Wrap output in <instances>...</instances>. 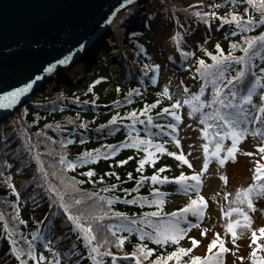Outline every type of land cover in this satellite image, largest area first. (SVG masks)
I'll return each instance as SVG.
<instances>
[{"label": "trees", "instance_id": "1", "mask_svg": "<svg viewBox=\"0 0 264 264\" xmlns=\"http://www.w3.org/2000/svg\"><path fill=\"white\" fill-rule=\"evenodd\" d=\"M174 1H147L142 28L130 31L126 39L129 63L122 60L116 65L100 51L90 64V76L79 85L62 84L57 90L37 94L11 116L0 120V264H19V259H24L26 264H95L88 255L89 247L83 235L67 219L52 187L63 192L65 202L81 200V204H73L71 211H83L89 216L88 221L81 219V223H91L94 235H100L96 231L97 225L103 227L104 235L111 241L100 245L102 255H97V259L103 264H136V257L126 254L138 251L136 246L140 244L154 250L141 258V264L165 257L178 247L191 251L181 254L179 261L174 257L168 259L167 264H184L194 255L216 259L221 240L218 239L217 245L207 252L197 250V245L186 244V235L194 229L189 225L193 217L191 211L181 219L184 233L176 241L157 244L150 238L154 226L169 219L168 213L182 208L190 198H196L193 189H182V183L172 179L185 172L184 163L178 159L180 152L173 140L172 129L167 127L169 123L175 125L176 119L167 112L173 111L170 105L179 100L176 113L180 117L182 114L189 116V106L183 100L193 93H202L200 100L211 99L212 77L205 79L197 71L199 61L213 64V56L231 53L233 57L245 56L246 62L241 64L235 59L226 62L218 83L221 86L227 84L228 79L243 67L244 80L233 81L242 96L255 79L252 73L260 75L252 100L240 105L244 113L254 116L259 103H264L259 99L264 91V74L259 71L264 68V48L256 41L248 52H244V38L264 32V20L260 19L261 10L248 0ZM233 14L238 20H232ZM249 16L255 23L248 20ZM159 31H164V37L174 43L177 62L175 57H165L159 50V38L156 37ZM114 66L120 68L117 77L112 69ZM202 84L205 87L201 88ZM234 103L239 104V99ZM161 109H167V112ZM209 111L205 106L195 114ZM145 112L152 116L150 124ZM128 113L134 114L135 123ZM258 123L264 133V123L260 119ZM157 124L161 126L159 129ZM241 126L248 129L239 140L244 141L248 134H253L255 127L245 121ZM136 136H147L154 143L158 141L165 151L150 149L153 158L140 165L139 161L146 155L143 146H121ZM258 150L255 156L260 158L264 153L260 146ZM170 152L177 156L169 155ZM228 159L233 160L231 156ZM120 160L125 163H119ZM67 162L74 166L68 168ZM153 174L168 179L154 181L151 179ZM62 179L68 184L62 183ZM108 200H111L110 204ZM130 200L134 202L129 203ZM155 200L163 203L157 205ZM172 203L175 205L171 206ZM157 210L162 215L152 216L151 213ZM95 216H101V219L97 220ZM56 221L61 225L60 234L54 232ZM108 225L114 227L109 230ZM140 233L147 234L142 237ZM119 236L124 240L118 246L115 238ZM205 236L201 237V242L209 241ZM13 240L24 250L19 258L13 252ZM29 242L34 256L42 254L45 261L38 262L26 255ZM45 244L49 247H44ZM105 247L107 253L115 255V261L105 253ZM261 252L264 256V247Z\"/></svg>", "mask_w": 264, "mask_h": 264}, {"label": "snow or ice", "instance_id": "2", "mask_svg": "<svg viewBox=\"0 0 264 264\" xmlns=\"http://www.w3.org/2000/svg\"><path fill=\"white\" fill-rule=\"evenodd\" d=\"M127 2V0H126ZM249 4H252L257 9L261 10V20H264V0H261V3L257 4L256 0H248ZM197 15H203L200 13H197ZM232 20L236 21L238 20V16L236 14L232 15ZM248 20L252 23H255V21H252V17L249 16ZM245 46L243 48L244 52H248L249 48H251L256 41H260V47L264 48V32L260 33L259 36H252V37H245ZM216 47H219V45H216ZM235 47V46H234ZM213 64H206L204 60L199 61V67L197 68V71L201 72L205 79L208 77H212V90L213 95L211 99L208 100H200L199 97L202 93H193L190 98L184 99L183 103L189 106L188 115L193 116L199 109H203L205 106H207L210 111L209 112H201L200 113V120L203 122L204 127L201 129V132L203 133L206 140H211L212 137H216V141L214 144V148L209 151V144L205 143L203 145L204 148V161H203V167L200 169L201 172H203L207 166H208V158L209 156H215L221 164L224 163L226 159H228L229 156H231L233 159H235L233 153L237 149V143L239 140L244 138V134L248 131L247 127H242L241 122L245 121V117L249 115L248 113H244V110L240 107V105L244 104L245 101H251L252 100V92L256 88V86L259 84L261 80L260 75H256L255 73H252V75L255 77L254 80L251 81V85L247 88V92L243 94L242 96L237 92L236 85L233 83V81L236 82H242L245 77V69L242 67L239 71L236 72L234 76H231L228 79V83L221 86L218 83L219 77L223 76V66L226 62L231 61L235 59L236 61L240 62L241 64H244L246 62L245 56H235L233 57L231 53H228L227 56H213ZM58 63H65V60H60ZM53 65H48L47 68H45V71H51ZM255 67V66H253ZM260 73L264 74V68H260ZM216 73H219V76L216 75ZM30 83L24 84L22 87L14 88L10 92H5L2 95H0V107H7L8 104H5L4 101L8 100L9 103L15 102L17 97L23 93L28 91V88L30 87ZM205 87V85H201V88ZM225 89H230V91L225 92ZM185 93H187V89H185ZM164 94L167 95V89H165ZM239 99V104L234 103V100ZM260 101H264V91L260 93L259 96ZM193 101L196 103L194 104ZM180 106L179 100H177L175 103L171 104L170 107L173 109L171 112H167V109H161L162 112H167L168 115L174 116L176 120L181 119V117L176 113L175 109ZM150 107V106H147ZM256 107L255 105L253 106ZM231 109V111L229 110ZM141 111H144L143 109ZM241 113H244L242 115ZM261 113H264V103H259L258 110L255 112L256 119H260L262 123H264V117L261 116ZM129 116L133 117V123H135V116L133 113H128ZM145 115L147 117V120L149 124L152 122V116H147V113L145 112ZM113 119H117V117H113ZM209 120H212L213 123H208ZM219 121L220 123L217 124L216 122ZM254 122V121H253ZM143 123V121H141ZM161 126L159 124L156 125V128H160ZM169 129L175 128V125L172 123H169L167 125ZM209 129H213L212 135H209ZM162 130V129H161ZM261 132V129H253V135H256V133ZM151 135V133H149ZM264 135V133H262ZM225 137L231 138V146L227 147V153L228 156H225L221 158L220 151L222 148L223 140ZM177 144H179V141H176ZM122 147H135V148H141L143 146V151L146 153V155L139 161L140 165H143L146 160H150L153 158V152L150 151V149H155L159 152H164L165 148L157 141L153 142L152 139L141 136H136L131 139V142L126 145H121ZM108 148H112L111 145H108ZM261 152L264 153V145H260ZM171 156H177V153L170 152L168 153ZM251 155V153H248ZM178 159L182 161L184 164L191 167V164L185 157L181 154L178 156ZM264 159V157H262ZM119 163L123 164L125 163L124 160H120ZM74 165L72 162H67V167L72 168ZM255 171L252 175L253 181H261V178L264 177V162H261V160H257L255 162ZM91 175V171L88 173ZM47 175V173H45ZM55 175V173H53ZM222 179H226L225 177H221ZM141 179H144L141 177ZM152 180H167L168 177H158L157 175L153 174L151 177ZM172 179L182 182V189H195L196 190V198L192 199L190 198L189 203L185 204L182 208H179L175 210L174 212L168 213L169 219L162 224L155 225V231L154 234L150 236V238L155 239L157 244H164L169 241H176L183 233L184 229L180 226L181 219L184 218V214L186 212L191 211L196 216L202 215V206L206 205V201L202 195L199 194V183L201 180V177L198 173L193 172L191 173L190 179L192 181H195L196 183L193 185H189L187 183L189 177L186 176L184 173H180L178 176L173 177ZM62 183H65L66 185L68 182L64 181L62 179ZM112 187H115L112 185ZM15 190V189H13ZM52 191L56 192V196L59 200L60 207L63 209L64 213L66 214V217L69 221L72 222V224L79 229L81 234L84 237V241L86 244H88L89 251L88 255L90 259H92L95 264H103L102 260L97 259V255H102L100 253V245L104 244L107 245L108 243H111L110 240H108L107 236L103 233V227L101 225H97L96 231L100 233V235H94V229L91 223H81V219L88 221L89 216H87L83 211H79L78 213H73L71 211V208L73 204L79 205L81 204L80 199H75L71 203L65 202V198L63 195V192L61 190L56 189L55 187L51 188ZM156 189H153V192H155ZM255 193L258 196H264V182L260 183H250L247 185V187L237 189L235 194V200L233 203H239L244 204L247 203L248 207H253L251 195ZM227 195V194H225ZM103 200L104 198L101 197ZM134 201L130 200L129 203H133ZM108 203H111V200H108ZM154 203L157 205L162 204L163 201L161 200H155ZM237 213L240 216L243 217V221L245 225L250 224V218L248 217L247 213H245L244 209L241 207H229L227 212H224L223 215L230 216L232 213ZM103 215H107V213H103ZM152 216L162 215V213L159 212V210L152 212ZM95 219L99 220L101 219V216H95ZM135 223V221H133ZM148 223H152L151 221H148ZM7 227V225H5ZM238 226V221L229 220L226 224V229L235 237V227ZM109 230H111L114 226L108 225L107 226ZM259 233L261 236H264V226L260 227ZM147 233H140V235L143 237ZM202 235L204 233H201ZM35 235V233H33ZM189 239L192 242V245L195 246L199 243L198 240H196L193 237H189ZM251 239L253 241L257 240V234L255 231L252 232ZM124 240L123 236H119L115 238L116 244L119 246L121 242ZM93 241H96V243H93ZM14 245L13 252L17 255L19 258L21 253L24 251L23 249H20L16 246V241H11ZM218 243V234L217 238H214L211 240V242L207 245V250L211 251L213 249L214 245H217ZM44 247H49L48 244H45ZM138 251H134L131 253H127L126 255H131L136 257V264H141V258L147 255H150L154 250L152 248H146L143 244L136 246ZM264 247V245L256 244L255 247L252 249V259L253 264H264V257H258L256 255L257 248ZM223 241H219V248L217 249V253L225 251ZM51 251L55 252L54 249H51ZM190 248H183L178 247L174 251L168 253L165 257H157L155 260L150 261L149 264H167V260L170 258H175L177 261L180 259V255L185 252H190ZM105 253H107V248L105 247ZM95 254V255H94ZM108 255L112 256L113 261H115V255L113 253H107ZM26 255L28 257H33L38 262L39 261H45L46 257L44 255L34 256V253L32 251V243L29 242L27 245V251ZM19 264H26V261L24 259H19ZM184 264H219L218 259H214L213 256H206V257H200V256H192L189 261L184 262Z\"/></svg>", "mask_w": 264, "mask_h": 264}, {"label": "rangeland", "instance_id": "3", "mask_svg": "<svg viewBox=\"0 0 264 264\" xmlns=\"http://www.w3.org/2000/svg\"><path fill=\"white\" fill-rule=\"evenodd\" d=\"M176 2V0L174 1ZM134 3H131L130 8L132 9ZM142 5V4H141ZM124 8L121 12L117 13V17L111 20L110 34L104 36L102 44L107 47H101L102 51L107 54V43L105 39L109 36L114 37V40H120L121 51H118V58L113 61L119 64L121 60H126L129 63V53H127V47L124 42V36L127 32L128 18L131 16L127 12V8ZM115 22L121 24L116 29ZM123 24V25H122ZM114 35V36H113ZM156 37L159 38V50L162 51L165 57H174V43H171L168 37H164V31H159L156 33ZM158 53V51L156 50ZM98 53V52H97ZM108 55V54H107ZM159 55V54H158ZM97 56V55H96ZM110 58V57H108ZM66 71L64 72L63 78L68 79L71 83H76L79 85L82 82L83 74V64L81 61H76L75 64L64 66ZM114 75L117 77L120 68L114 66ZM63 74V73H62ZM55 82L53 83L54 86ZM76 85L74 87H76ZM42 93V92H40ZM182 118L175 122V128L172 129V134L174 139L179 141L176 143L177 150L189 161L191 167L184 164L185 175L189 177L187 183L191 186L195 184V181L190 179L191 173L196 172L200 175L201 180L199 183V194L202 195L206 201V205L202 206V215L196 216L192 215V224L194 230L190 232L186 237V244L191 245L192 242L189 237H193L201 242V237L205 234L206 239L213 240L214 238L223 241L225 251L217 253L216 259H218L219 264H253L252 259V249L256 244L264 245V236L259 233L260 227L264 226V196H258L255 193L251 195V200L253 207L249 208L247 203L239 204L233 203L235 200V194L237 189L247 187L250 183H260L264 182V178L261 181H253L252 175L255 171V162L257 160L264 161L263 156L258 158L255 156L259 153V146L264 141V136H262V131L256 133V135L248 134L244 141H238L237 148L238 151L234 152V157L232 161L226 159L223 164L215 156H209L207 168L201 172L200 169L203 167L204 161V148L205 143L209 144V151L214 148L216 137H212L211 140H206L201 129L204 124L200 120L199 114H194L193 116H185L182 114ZM248 121H251L252 127L255 129L259 128L258 119L256 116L248 117ZM254 121V122H253ZM214 130L209 129V135H212ZM232 141L230 138L226 137L224 139L222 148L220 151L221 158L227 155V147L231 146ZM248 153H251L249 155ZM257 157V159L255 158ZM225 177L226 179H222ZM182 183V182H181ZM194 194L196 190L193 189ZM227 194V195H225ZM172 203L171 206H174ZM229 207H241L244 209L250 218V224L245 225L243 217L237 213H232L230 216L223 215L227 212ZM229 220L238 221V226L235 227L236 235H233L226 229V224ZM255 231L257 234V240L253 241L251 239L252 232ZM201 233H204L203 235ZM209 241L199 242L196 249L202 252H207V245ZM219 248V246H218ZM262 248V247H261ZM261 248H257L256 255L258 257H264L261 252Z\"/></svg>", "mask_w": 264, "mask_h": 264}, {"label": "water", "instance_id": "4", "mask_svg": "<svg viewBox=\"0 0 264 264\" xmlns=\"http://www.w3.org/2000/svg\"><path fill=\"white\" fill-rule=\"evenodd\" d=\"M132 1L0 0V95L31 82L15 102L4 101L9 106L0 107V120L43 92L54 69L102 50L107 19ZM56 78V86L65 80Z\"/></svg>", "mask_w": 264, "mask_h": 264}, {"label": "bare ground", "instance_id": "5", "mask_svg": "<svg viewBox=\"0 0 264 264\" xmlns=\"http://www.w3.org/2000/svg\"><path fill=\"white\" fill-rule=\"evenodd\" d=\"M132 2L135 3V0H133ZM141 4L142 3L135 4V5L132 6V14L128 18V22L126 24H128L129 22H135L136 23V21L139 19V17L144 15V13L146 11H145V9H143V5H141ZM117 13H119V12H117ZM116 17H117V14L114 15L113 17H110V19L109 18L107 19V25H108V29H109L107 34H110V30L111 29H110L109 24L111 23V20H113ZM115 23L116 24H114V25H115L116 29L119 28L118 26H120L121 24H117V22H115ZM125 26H127V25H125ZM105 36H107V35H105ZM119 39L115 41L114 37L110 38L109 36L105 39V43H107L108 46H110L109 47V53L111 54V58L112 59L113 58L116 59L119 56L118 51H121V43H120ZM81 53L83 54V52H81ZM81 59H83V57ZM64 66H66V64H64ZM64 66H60L59 69H54L53 72H51L49 74L51 76V82H48V84H46L47 86H51V84L54 81V78H56L58 76L61 77V78L63 77L64 72L66 71ZM86 67L87 66H84V68H86ZM38 92H36V93H38Z\"/></svg>", "mask_w": 264, "mask_h": 264}]
</instances>
